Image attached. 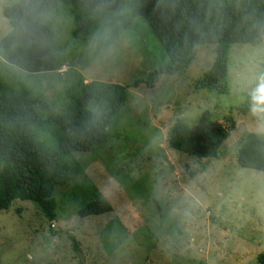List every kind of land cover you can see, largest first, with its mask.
<instances>
[{"label":"rangeland","instance_id":"obj_1","mask_svg":"<svg viewBox=\"0 0 264 264\" xmlns=\"http://www.w3.org/2000/svg\"><path fill=\"white\" fill-rule=\"evenodd\" d=\"M21 1L0 0V39L10 31L3 9ZM130 4L126 0L122 9L131 16L129 27L104 55L92 42L98 31L111 29L108 20L100 18L94 33L75 40L69 8L46 12L41 21L51 27L53 48L64 66L29 78L16 69L8 75L37 81L53 110L72 86V73L84 83L119 86L145 78L169 62ZM213 48L199 46L187 69L160 74L151 89L141 83L127 90L108 124L106 144L73 154L88 180L73 175L52 195L46 192L44 202L55 201L53 219L32 201L44 196L41 184L32 186L26 201L15 200L0 211V264H257L256 255L264 252V172L239 168L236 150L247 133L264 138V88L254 91L264 78V37L258 44L230 47L226 94L192 86L211 68ZM0 70L7 73L8 67L0 64ZM250 93L252 105L242 111ZM107 94L91 99L88 110L108 113L112 103ZM230 113L235 130L215 158L200 160L168 148V131L176 120L201 132L227 126L224 117ZM44 136L49 140L50 133ZM89 185L108 202L110 212L78 215L91 198Z\"/></svg>","mask_w":264,"mask_h":264},{"label":"trees","instance_id":"obj_2","mask_svg":"<svg viewBox=\"0 0 264 264\" xmlns=\"http://www.w3.org/2000/svg\"><path fill=\"white\" fill-rule=\"evenodd\" d=\"M104 3L106 7L101 8V0H23L3 9L10 31L0 39V64L8 67L7 73L1 74L0 70V211L7 210L15 200L26 201L32 186L41 184L44 196L32 201L53 219L56 205L53 199L50 204L44 202L47 194L52 195L55 186L68 184L73 175L88 180L73 154L98 150L106 144L108 124L125 102L128 89L141 83L153 88L160 74L172 75L187 69L199 46L213 45L211 68L192 86L196 91L226 94L230 47L258 44L264 37V0H131L135 15L148 24L169 63L126 86L84 83L77 73H72V86L65 91L57 111L53 110L37 81L28 80L31 75L55 73L64 66L61 53L53 48V31L41 18L58 6L69 8L74 16L75 40L90 36L97 29L96 22L106 19L111 27L107 49L129 27L131 16L122 12L126 0ZM10 69L28 78H11ZM106 94L112 103L108 113L96 115L88 110L91 99ZM253 98V93L246 96L242 111L252 105ZM208 116L205 112L203 119ZM224 120L227 126L216 124L201 132L176 120L168 131L166 144L169 149L196 159H213L235 130L231 113ZM39 130L41 137L36 133ZM47 133L49 140L44 136ZM236 164L242 169L264 172V138L245 134L237 146ZM86 191L91 198L79 208L81 218L111 211L97 188L89 185ZM256 263L264 264V252L256 255Z\"/></svg>","mask_w":264,"mask_h":264},{"label":"clouds","instance_id":"obj_3","mask_svg":"<svg viewBox=\"0 0 264 264\" xmlns=\"http://www.w3.org/2000/svg\"><path fill=\"white\" fill-rule=\"evenodd\" d=\"M98 7L104 8L106 7V4L104 3V0H101V4L98 5ZM109 37V32L107 29H102L96 33V35L93 37L92 46L100 55H104L106 52V44ZM261 88H264V78H261L257 84L254 91L257 93L260 91Z\"/></svg>","mask_w":264,"mask_h":264}]
</instances>
